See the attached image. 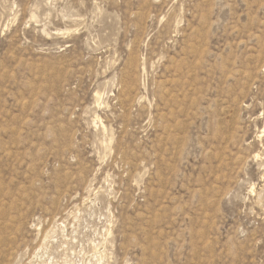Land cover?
Listing matches in <instances>:
<instances>
[{
  "label": "rangeland",
  "instance_id": "1",
  "mask_svg": "<svg viewBox=\"0 0 264 264\" xmlns=\"http://www.w3.org/2000/svg\"><path fill=\"white\" fill-rule=\"evenodd\" d=\"M0 264H264V0H0Z\"/></svg>",
  "mask_w": 264,
  "mask_h": 264
},
{
  "label": "bare ground",
  "instance_id": "2",
  "mask_svg": "<svg viewBox=\"0 0 264 264\" xmlns=\"http://www.w3.org/2000/svg\"><path fill=\"white\" fill-rule=\"evenodd\" d=\"M202 49H203V48H202ZM200 63H201V61H200ZM200 63H199V64H200ZM140 66H141V65H140ZM189 68H190V67H189ZM199 69H200V68H199ZM180 70H181V69H180ZM185 70H186V69H185ZM189 70H190V69H189ZM181 73H183V71H182ZM190 73H192L191 70H190ZM187 74H188V73H187ZM177 75H179V74H177ZM182 75H183V74H182ZM184 76H186V75H184ZM178 78H179V80H180V78H182V77H178ZM183 78H184V77H183ZM189 78H190V77H189ZM189 78H187V80H188ZM184 80H185V78H184ZM181 81H183V80L181 79ZM182 83H183V82H182ZM190 84H192V83H190ZM180 85H181V83H180ZM180 85H179V86H180ZM184 85H186V84L183 83V85H181V86L183 87ZM188 85H189V84H188ZM188 85H186V86H188ZM189 86H190V85H189ZM191 86H192V85H191ZM191 86H190V87H191ZM182 87H181V88H182ZM181 88H180V89H181ZM178 94H180V93H178ZM170 98H171V97H170ZM175 98H176V97H175ZM173 99H174V98H173ZM162 100H163V99H162ZM168 100L170 101V99H168ZM168 100H167V101H168ZM173 101H174V100H173ZM175 102H176V101H175ZM175 102H174V103H175ZM170 103H171V102H170ZM166 109H167V108H166ZM175 115H176V114H175ZM169 117H170V116H169ZM173 119H174V117H173ZM164 121H165V120H164ZM167 143H168V142H167ZM71 179H72V178H71ZM72 183H73V182H72ZM73 184H74V183H73ZM5 252H6V251H5Z\"/></svg>",
  "mask_w": 264,
  "mask_h": 264
}]
</instances>
